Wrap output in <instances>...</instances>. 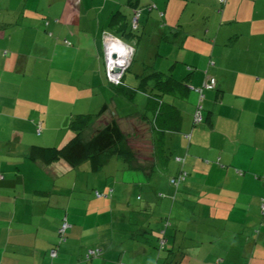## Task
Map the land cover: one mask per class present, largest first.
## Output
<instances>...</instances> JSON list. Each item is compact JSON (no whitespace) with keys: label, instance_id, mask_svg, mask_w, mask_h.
Listing matches in <instances>:
<instances>
[{"label":"crops","instance_id":"0c3cea01","mask_svg":"<svg viewBox=\"0 0 264 264\" xmlns=\"http://www.w3.org/2000/svg\"><path fill=\"white\" fill-rule=\"evenodd\" d=\"M133 2L0 0V264H161L164 249L138 238L151 229L140 219V227L130 220L129 201L119 199L118 182L106 185L107 191H113L111 196L94 199L92 210L89 204L84 212L79 204L75 205L79 209L74 208L67 193L74 191L70 185H77L81 165L30 155L33 145H63L69 140L72 129L65 128L76 114L69 106L72 100L81 102L79 113H98L105 107L85 132L86 138L117 119L129 133L144 124L146 140L158 139L143 120L151 92L160 93L182 116L179 131L162 134L165 152L155 154L156 168H163L169 181L182 167L187 173L179 188L182 193L168 190V198L176 202L180 194L193 191L197 207L207 200L229 208L222 228L211 225L195 233L212 243L205 249V259L209 247L211 252L219 244V255H226L220 256L221 264H239L238 260L264 264V257L257 256L264 227L263 237L246 232L249 209L258 207L264 196V0L247 4L252 6L248 15L252 21L244 27L235 25L239 12L228 20L230 25L211 22L210 16H217L218 0ZM138 12L139 27L133 31ZM227 14L228 8L223 15ZM200 18L205 21L198 22ZM105 29L136 47L134 61L142 66L131 78L129 70L124 77L134 92L109 82L102 41ZM65 39L71 43L65 44ZM211 77L217 79L214 89L205 86ZM30 103L37 106L35 122ZM199 111L204 121L195 123ZM129 125H136L135 130L128 131ZM27 127L38 134L27 136ZM174 157L182 160L178 166L170 163ZM152 175L145 174L149 180ZM64 218L72 225L65 242L59 243ZM164 218L160 226L166 228L164 245L170 229L173 237L189 233L190 228L176 227L171 219L165 227L169 216ZM231 219L236 223L232 230L226 224ZM122 234L132 247L125 248ZM205 244L197 243V255ZM94 247L104 250L102 256L87 260L88 249Z\"/></svg>","mask_w":264,"mask_h":264},{"label":"rangeland","instance_id":"374dc122","mask_svg":"<svg viewBox=\"0 0 264 264\" xmlns=\"http://www.w3.org/2000/svg\"><path fill=\"white\" fill-rule=\"evenodd\" d=\"M250 3H253V0H230L229 5H227V2H226L225 7H224L220 3V0H218V5L216 9L210 6V8L214 9L215 12L217 13V16L213 14L210 16L211 22L214 24H221V22H223V25H230L231 23H229L228 20H230L233 15L239 12L240 21L235 22V25L244 27L242 24H247V23H250V21H252L251 18L249 17L250 14H252L253 12L252 6L247 5ZM226 8H228V11L230 13V14H227L228 17L223 15ZM221 9L223 10L222 13L220 11ZM233 9L235 10L232 12ZM31 19L33 20L34 18L31 17L30 20ZM202 19L203 18L197 19V21L204 22L205 20H202ZM185 21H187V18H185ZM135 53H136V50H135ZM134 60H135V55H134ZM134 60L128 72L130 75V78L131 76H133V74H135V71L140 69V67L142 66L141 61L139 60L134 61ZM76 70L79 71V67ZM68 82L71 84L70 80H68ZM141 95L143 94H138V96H141ZM72 102L73 103L69 104L70 108H74V112L76 114L81 112V111H78L80 110L78 107L81 105V102L75 103L73 100ZM30 106L28 105V109H30V112L29 110H26V113L29 112V114H33V117H31V119L33 118L32 121L35 122L34 121L36 118L35 115L38 112L36 110L37 106L33 103L32 104L30 103ZM98 110L100 109H97V112H99ZM129 111L130 109H127V112ZM28 118H30V115ZM4 120H7V119H4ZM36 123H37L36 128L38 132H40L39 127L41 126L38 127L40 120H38ZM139 123L141 124L142 122H137V124ZM135 127L136 125L135 126L129 125V127L127 126L126 128L128 131H134ZM140 128L142 129V131L145 132V134L147 133L148 127H146V125L141 124ZM27 129L30 130V128L28 127ZM65 129L70 130V127L69 128L67 127ZM137 130L139 129L136 128V131ZM30 131H28L27 136L32 137L38 134L37 131L33 130L32 132L34 133H31ZM71 131H72L71 134L73 135L74 132L73 130ZM32 139L27 138L28 141ZM143 139L141 138L138 139L137 137H135L132 140L134 141L135 146L136 147L139 146L142 149V153L147 156L148 151L150 150L149 149L150 145L148 144L146 140H143ZM43 145L61 147L64 144L54 145V144L47 143ZM171 159H172L170 161L171 165L176 164L178 166V163L181 162V160H179L177 157H174ZM126 167H127V163L124 160L117 158L116 156H114L108 162V164L105 165L104 168L102 169H94L92 162L90 161L84 164H81V166L77 170L78 172H76L79 177L77 185L74 186L73 184H71L70 188H73L74 191L71 192L69 190L67 192V193H70V197H71L70 203L74 206V208H77V209L79 208L75 205L79 204L80 209L84 210V212L86 211L87 205L90 204L91 207H88V208L92 210L94 199L96 198L98 199V197L96 196L97 195L96 192L99 191L105 197V195L109 193V191H107L109 187H107L106 185L113 184L111 185V187H113L114 183L118 182V185H119L118 194H120L118 195L119 199L123 197L124 199L123 201H129V206L127 207V209L129 210L128 215H129L130 220L135 221L136 222L135 226H138V227L141 226V222H140L141 220L144 227L148 226V228L151 229V231L145 229L144 232L140 234L141 237H138L142 239V241H144L146 244L150 243L154 246H159V241H160L159 238L160 237L162 238L164 236L160 229V226L162 224V217L166 218V216L167 217L169 216V220L171 219L175 223H177V225H175L176 227H179V225H181V226L190 228L188 234H184L183 236V234L181 233L180 235L178 234L175 237H173L174 231H172L171 229L169 230L170 233H168V237H167L168 242L166 243L164 250H163L164 255L162 256V259L160 261L161 264H220V263H217L219 261L220 256H223V257L226 256L225 254L219 255V250H221L220 248L221 245L217 244V247L219 248L212 247V251H214L213 253H211L212 251L210 252L211 247H209V249L207 250L208 251L207 256L208 257L211 256V258L209 260H208V257L207 259H205L206 257L205 249L207 246H210L212 243L210 244L207 243L210 239H206L201 235H198V234L196 235L195 233H198V231L202 229V227H204V229H207L211 225H214V227L222 228L223 225L225 224V221L223 218H225V220L226 219L228 220L229 211H226V209L228 210L229 208H225L224 205L218 206L215 203H213V201H207V200L201 201L202 203H204L202 207L201 205L200 207H197L194 205L193 199L195 197L192 196L193 191H190L191 195L183 194V196H181L180 194L177 201L174 202L175 200L168 198L167 196L168 190H171L173 194H176V193L178 194V192L180 193L182 192L179 191V189H176L175 187L171 185L169 179L167 178L165 174L166 171L162 167H161L162 170L159 168L156 169V171L154 172L150 180L145 176L144 173L142 172L140 173L135 170H129ZM174 167H175L174 169H176V166ZM139 195L140 197L142 195V198L140 199L137 198ZM165 204L166 206L163 207V205ZM249 213H250L249 220L251 222L246 232L247 233L251 232V234L253 235L254 234L257 235L258 233V234H261L263 237V233H261V230L264 227V196L258 207H255V206L250 207ZM71 214L74 215L73 212H71ZM165 218H164V221H165ZM145 221L147 222V224H145ZM231 221L233 220L231 219L230 221H227L226 224L229 225L228 229L232 230L236 223H232ZM52 224L53 223H50V226H52ZM163 224L165 225V223ZM62 225L59 227L60 229ZM231 230H228L227 233H230ZM145 231H147V233ZM124 234H122L123 245L125 246V248L132 247L133 246L132 241L124 237L125 236ZM201 241H205L206 244L204 245V249L202 250L200 255H197L196 250L199 249V247H197L196 245L197 243H200ZM173 243L175 245L174 248H173ZM181 247L184 248L186 253L182 252ZM257 247H258L257 248L258 251L260 252V254L257 256L264 257V240L260 241ZM250 256L251 254L246 256L245 263H247V261H250L249 260ZM238 263L242 264V262L239 260H238ZM254 264H259V262L254 261Z\"/></svg>","mask_w":264,"mask_h":264},{"label":"trees","instance_id":"16d2710c","mask_svg":"<svg viewBox=\"0 0 264 264\" xmlns=\"http://www.w3.org/2000/svg\"><path fill=\"white\" fill-rule=\"evenodd\" d=\"M135 2L136 0H134L133 3L135 4ZM131 26V28L133 29V22ZM136 29H133V31H137ZM131 33L133 32L131 31ZM121 38L129 42L125 37ZM64 43L70 44L71 42L68 39H65ZM111 85L117 87H127L130 91H135V89L130 88L126 85V83L124 82V78L122 83H120L119 85ZM215 87H213V89ZM147 96L149 99L146 106V112L144 113L146 119L143 117V120L148 123L153 133L156 132L158 139L155 138V134H153V139H151L150 137L151 140H146L144 136L145 132L142 131V129L140 131L138 130L129 133L122 128L117 119L108 120L103 126L93 132L90 137L86 138L85 132L103 114V112L105 111V107H103V109L98 113L74 114L70 121V128L73 130L74 134L63 146L56 147L33 145L30 155L33 158H41L46 162L64 160L74 167L79 166L84 162L90 161L92 162L94 169L104 168V166L108 164L111 158L116 156L117 158L124 160L127 163L128 169L142 170L145 174L152 175L157 169V158L155 154L158 152V150L159 152L160 150L161 152H165L164 139L162 137V134L165 132L179 131L182 116L179 113V109L175 105L163 100L160 93L151 92L147 93ZM166 109H169V111H167ZM166 116L167 119L165 118ZM202 121H204V117ZM135 137H137L138 139L145 138L143 140H146L150 145V150L148 151L147 156L142 153V149L139 146H135V143L132 140ZM168 157H170V153H168L166 160H168ZM183 172H185V170L182 167L181 170H179V173L171 177L170 179L171 184L174 185L176 189H179L181 183L186 180L187 175L183 177ZM180 176L183 178L180 182H178ZM173 179L176 180L175 183L173 182ZM112 192L113 191L111 189V191H109V193L105 196H111L113 194ZM96 194V196L99 198L104 197V195L99 191H97ZM138 198L140 199L141 197L139 196ZM65 221L69 222V220L64 219L62 223ZM168 224H170L169 219L165 223V227H167ZM68 229L64 233H61L59 231V243H63L67 239ZM165 230L166 228L164 230H161L164 236L162 238H159V248L161 245L162 249H164L165 247L164 243H162V240L165 238ZM103 251L104 250L100 247L88 249L86 253V259L93 260L95 258H99L102 256Z\"/></svg>","mask_w":264,"mask_h":264},{"label":"built area","instance_id":"2783aa9c","mask_svg":"<svg viewBox=\"0 0 264 264\" xmlns=\"http://www.w3.org/2000/svg\"><path fill=\"white\" fill-rule=\"evenodd\" d=\"M227 0H220V3L225 5ZM141 12H138L133 20V28L136 29L139 27V18H140ZM102 41H103V50H104V56H105V63L107 67V77L109 79V82L114 85H119L122 83L123 78L126 74V72L130 69L132 66L134 55H135V46L133 43L127 42L121 37L117 36L115 33L111 31L104 30L102 35ZM115 44L118 48L123 47L125 48V52L123 54L113 51L112 45ZM120 61H123L121 64ZM211 64H214V61H212ZM117 67L119 70L114 71L113 68ZM216 85V78L211 77L206 82L207 88H213ZM203 119L201 112H197L195 115L194 121L195 123L201 122ZM181 160V158H178ZM183 177L187 175L186 171L182 173ZM2 177V175H0ZM183 177H179L180 182ZM173 182L175 183L176 180L173 179ZM71 226L70 223L65 221L60 229L61 233H64L69 227ZM66 239V238H65ZM52 255L56 256L57 252L56 250L52 251Z\"/></svg>","mask_w":264,"mask_h":264},{"label":"clouds","instance_id":"9594fccd","mask_svg":"<svg viewBox=\"0 0 264 264\" xmlns=\"http://www.w3.org/2000/svg\"><path fill=\"white\" fill-rule=\"evenodd\" d=\"M112 50L116 51V52H119L121 54H123L125 52V48H123V47H119L118 48L115 44L112 45ZM120 63L122 64L123 61H120Z\"/></svg>","mask_w":264,"mask_h":264},{"label":"water","instance_id":"95a60500","mask_svg":"<svg viewBox=\"0 0 264 264\" xmlns=\"http://www.w3.org/2000/svg\"><path fill=\"white\" fill-rule=\"evenodd\" d=\"M113 70H114V71H118L119 69H118L117 67H114Z\"/></svg>","mask_w":264,"mask_h":264},{"label":"bare ground","instance_id":"6f19581e","mask_svg":"<svg viewBox=\"0 0 264 264\" xmlns=\"http://www.w3.org/2000/svg\"><path fill=\"white\" fill-rule=\"evenodd\" d=\"M131 68V67H130Z\"/></svg>","mask_w":264,"mask_h":264}]
</instances>
